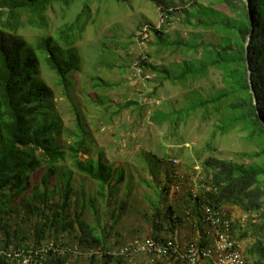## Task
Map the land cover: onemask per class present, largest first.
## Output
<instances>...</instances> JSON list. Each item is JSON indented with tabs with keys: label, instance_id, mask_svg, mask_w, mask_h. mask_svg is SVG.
Returning <instances> with one entry per match:
<instances>
[{
	"label": "trees",
	"instance_id": "1",
	"mask_svg": "<svg viewBox=\"0 0 264 264\" xmlns=\"http://www.w3.org/2000/svg\"><path fill=\"white\" fill-rule=\"evenodd\" d=\"M106 1L0 0V264H24V261L26 264H66L72 249L67 247L65 239L77 232L78 244L86 249L85 252L97 253L89 258L92 262L98 259L104 264H123L128 259L125 255H113L104 236H96L82 220L88 206L96 215L97 201L103 205L112 198L113 191L124 180L122 168L114 170L102 152H98L96 158L91 155L81 159L88 155L86 145L90 146L91 142L86 115L72 103L69 107L74 128L69 130L63 127L58 112L60 104L54 103L56 90L61 91L66 102L71 99L73 81L70 76L81 70V57L75 44L93 23L92 4H105ZM108 1L119 4L127 0ZM149 1L159 10L162 24L159 28H143L147 35L145 41L149 35L153 37V42L148 45L155 48V52L181 51L200 57L163 67L153 65L151 54L146 53L135 63L134 70L140 72L137 76L147 82L149 70L156 74L157 87H160L164 82L182 84L201 79L210 70H218L224 85L208 99H199L186 109L155 113L149 121L157 126L169 122L177 127L196 110L201 109L207 114L209 107L217 111L221 104H227L226 111L233 117L225 118L216 129L225 133L239 127L246 133L247 140H255L260 146L251 158L261 161L259 165L248 166L213 157L204 159V178L192 186L196 187L194 198L189 187L177 203L162 208L159 204L153 205L148 218L151 237L162 239V233L173 235L186 224L191 231V224L200 218L201 207L207 205L227 216L225 206L238 207L248 215L255 214L260 220L253 225L255 233L264 240V0H248L249 12L244 0H209L208 5L201 4L200 0H189L190 6L183 10L185 24L212 30L219 36L216 44L197 42L200 34L192 35L186 42L170 41L166 27L170 17L180 12L176 7L180 0ZM74 4L78 9L76 14L60 21L52 34L42 32L32 40L19 33L25 25L45 30L49 12L58 8L64 13ZM218 6H223L231 16L219 11ZM112 62L106 58L103 65L110 68ZM248 71L255 101L248 83ZM91 82L93 90L105 91L113 87L99 76L91 77ZM153 96L154 92L145 98ZM91 102L100 107L97 113L102 118L113 109L107 122L132 106L140 113L146 106L128 101L114 109L113 104L104 106V97L98 93L97 99ZM63 133L70 139L68 144L58 141ZM172 159L170 165L173 168ZM42 167L44 173L40 184L35 185L30 176ZM74 173L97 184L94 197L83 199V190L78 196L71 183ZM53 179L55 183L51 185ZM178 179L175 175L168 178V183L172 182L171 188ZM183 186L182 183L181 190ZM80 197L83 205L79 208ZM197 223L200 230L198 220ZM232 229L239 240L236 224L232 223ZM263 240H257L246 249V255L254 259L253 264H264Z\"/></svg>",
	"mask_w": 264,
	"mask_h": 264
},
{
	"label": "rangeland",
	"instance_id": "2",
	"mask_svg": "<svg viewBox=\"0 0 264 264\" xmlns=\"http://www.w3.org/2000/svg\"><path fill=\"white\" fill-rule=\"evenodd\" d=\"M208 2L209 0H200L203 5H208ZM188 3L189 0H180L176 5L180 12L170 17L166 27L169 40L179 39L186 42L192 35L200 34L201 38L197 42L216 44L219 36L212 30L193 28L185 24L183 10L190 6ZM76 6L74 4L64 13L58 8L49 12L45 30L25 25L19 33L32 40L42 32L52 34L54 26L76 14ZM91 7L93 23L75 44L81 57V70L70 76L73 81L70 87L71 99L66 102L60 95L61 91L56 90L54 103L60 104L58 112L61 114L63 127L69 130L74 128L69 107L72 103L78 106L77 110L81 114L86 115L85 123L91 142L90 146L86 145L89 149L88 155L81 156V159L85 160L91 155L96 158L97 153L102 152L105 161L113 165L114 170L122 168L124 180L113 191L112 198H108L103 205L97 201L96 215L88 206L82 216V220L93 229V233L98 237L104 236L109 250L115 252L134 241L152 236L148 218L153 205L159 204L160 208L173 205L185 196L189 187L193 188V184L204 178V159L213 157L248 166L259 165L260 159L251 158V155L258 152L260 146L255 140H247L246 133L240 131L239 127L231 128L225 133L216 129L225 118L233 117V114L226 111L227 104H221L217 111L209 107L207 114L201 109L196 110L177 127H173L169 122L161 126L151 123L148 118L155 113L186 109L199 99L214 96L218 90L224 88L220 71L210 70L201 79L188 80L182 84L164 82L157 87L156 74L147 70L149 81L146 82L138 77V72L134 70L140 56L149 53L153 65L171 67L182 60L199 59L200 55L183 54L181 51L155 52V48L148 45L153 42V37L149 35L148 41H145L142 29L148 26L159 28L162 24L159 10L149 0H127L126 3L123 1L119 4L107 0L105 4L100 5L94 2ZM217 9L231 16L223 6H218ZM192 22L194 23L193 20ZM139 36H142L144 41L137 40ZM106 58L110 62L113 60L110 68L103 65ZM98 76L112 85V89L93 90L91 77ZM152 92L154 96L146 99L145 95ZM97 93L104 97V106L108 103L113 104V107L122 106L128 101L145 103L146 106L142 113L135 111L136 107L132 106L107 122V117L113 109L102 118L101 114L97 113L101 110L100 107L91 102L97 99ZM58 141L68 144L70 139L63 133ZM171 158L178 160L176 167H171ZM65 164L69 166L68 162ZM43 173L44 167L33 173L30 181L39 185ZM174 175L184 177L185 186L178 194L172 191V182L168 183V178H173ZM54 183V179L51 180V185ZM71 183L78 191V196H81L80 192L83 190L85 200L96 194L97 184L81 174L74 173ZM83 199L80 197L77 202L79 208L83 205ZM224 210L237 226V240L243 255L253 264L254 259L246 255V249L251 248L257 240H263L255 233L253 227L260 223V220L255 218V214L248 215L235 206H225ZM103 212H106V215ZM189 232L190 228L186 224L173 232V235H161L172 237L178 242H187ZM78 236L77 232L65 239L67 247L75 251L70 253L66 264H104L98 259L92 262L84 255L86 249L78 244ZM149 263V257L146 255L128 257L123 262Z\"/></svg>",
	"mask_w": 264,
	"mask_h": 264
},
{
	"label": "built area",
	"instance_id": "3",
	"mask_svg": "<svg viewBox=\"0 0 264 264\" xmlns=\"http://www.w3.org/2000/svg\"><path fill=\"white\" fill-rule=\"evenodd\" d=\"M143 34L147 36L145 29H143ZM137 72L140 74L138 70ZM171 162L173 167L178 165V160L175 158ZM183 180L181 176L173 185L174 193L180 192ZM191 195L193 198L196 196L195 186L191 189ZM197 220L201 227L200 230H198ZM197 220L191 224L190 234L192 235L187 242L180 243L172 237L162 239L150 237L134 241L111 253L128 257L146 255L151 263L158 262L159 264H252L243 255L241 245L233 233L229 216L219 209L203 205L200 218ZM71 252L75 253V251ZM93 254L97 253L88 250L84 255L90 258ZM26 262L23 263L26 264Z\"/></svg>",
	"mask_w": 264,
	"mask_h": 264
},
{
	"label": "water",
	"instance_id": "4",
	"mask_svg": "<svg viewBox=\"0 0 264 264\" xmlns=\"http://www.w3.org/2000/svg\"><path fill=\"white\" fill-rule=\"evenodd\" d=\"M244 2L246 4L247 10L249 12V3H248V0H244ZM249 40H250V35H248L247 36V39H246V43H245L246 51H247V47H248ZM247 67H248V64H247ZM248 83H249V86H250L251 93L253 95V100L255 101L254 94H253V90H252V87H251L250 71H248Z\"/></svg>",
	"mask_w": 264,
	"mask_h": 264
},
{
	"label": "crops",
	"instance_id": "5",
	"mask_svg": "<svg viewBox=\"0 0 264 264\" xmlns=\"http://www.w3.org/2000/svg\"><path fill=\"white\" fill-rule=\"evenodd\" d=\"M189 235L191 236L192 234H190V232H189ZM190 236H189V238H188V236H187V239H190ZM179 242H180V243H184L182 240H180ZM202 264H206V263H202Z\"/></svg>",
	"mask_w": 264,
	"mask_h": 264
}]
</instances>
